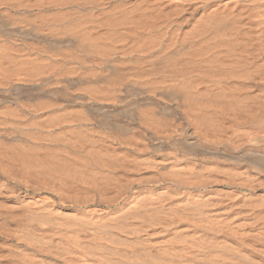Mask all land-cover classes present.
Listing matches in <instances>:
<instances>
[{
  "label": "bare ground",
  "instance_id": "1",
  "mask_svg": "<svg viewBox=\"0 0 264 264\" xmlns=\"http://www.w3.org/2000/svg\"><path fill=\"white\" fill-rule=\"evenodd\" d=\"M0 264H264V0H0Z\"/></svg>",
  "mask_w": 264,
  "mask_h": 264
}]
</instances>
